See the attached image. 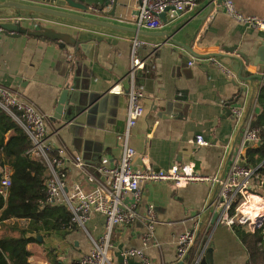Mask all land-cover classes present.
Wrapping results in <instances>:
<instances>
[{"label": "crops", "instance_id": "obj_1", "mask_svg": "<svg viewBox=\"0 0 264 264\" xmlns=\"http://www.w3.org/2000/svg\"><path fill=\"white\" fill-rule=\"evenodd\" d=\"M73 1L90 10L99 7L101 13L90 11L94 16L106 18L112 11V6L104 5L105 0ZM216 1L210 14L206 13L208 0H198L193 11L179 17L168 13L161 31L180 22L184 26L173 36L179 43L191 46L199 55L221 53L237 57L243 60L244 70L261 74L254 62L264 41V30L234 21L225 13L224 3L219 5ZM233 1L244 16L264 19V0ZM119 3L126 7L118 6L116 17L126 25L135 26L140 1L119 0ZM4 20L0 18V23ZM21 25L35 32L51 29L79 43L61 49L62 41L45 36L0 34V84L19 93L49 117V142L56 153L52 157L59 155L65 162L69 182L85 177L75 167V157H81L94 175L105 161L109 166L120 163L121 138L127 131L133 83L145 94L141 100L144 115L130 130L129 137L137 152L135 168L168 170L176 166L209 177L227 173L244 127L239 128L240 122L237 123L231 109L240 108L243 115L246 111L257 115L263 81H254V92L236 74L228 78L213 59L196 58L186 48L174 44L159 45L131 35L34 19ZM134 60H138L139 70L132 80ZM68 86L74 93V102L81 106V115L71 122L65 121L67 113L62 120L54 118L61 93ZM197 136H202L208 144L197 146ZM142 192L139 212L145 213L147 206L152 205L158 221L159 247L152 245L145 250L153 264H178L177 240L196 224L198 231L210 232L207 243L214 249V264L248 263L247 250L236 233L219 216L212 223L217 215L213 210L216 186L191 184L178 189L173 184L158 183L143 185ZM8 224L11 226L13 222ZM27 224V221L16 223L20 227ZM86 228L92 237L99 238L104 230V217L93 216ZM142 232V225L115 230L113 264L122 263L125 249L142 247ZM63 235L53 234L44 238L43 243L42 239L39 244H31L29 263L50 264L46 253L53 249L62 264H78L92 250L84 230L78 228ZM132 264L141 262L134 258Z\"/></svg>", "mask_w": 264, "mask_h": 264}, {"label": "built area", "instance_id": "obj_2", "mask_svg": "<svg viewBox=\"0 0 264 264\" xmlns=\"http://www.w3.org/2000/svg\"><path fill=\"white\" fill-rule=\"evenodd\" d=\"M198 0H141L139 15L134 25L148 31L159 30L163 27L161 14L167 9L172 14H185L193 11ZM225 13L234 21L243 23L258 30H264V19L244 16L233 0H225ZM91 11L101 13L99 7H92ZM27 18H6L4 21L22 23L31 21ZM121 20V19H120ZM4 30L0 28V34ZM215 64L228 78L235 74L218 60ZM138 60H134L131 69V78L136 77L139 68ZM193 62H190V66ZM138 66V67H137ZM139 70V69H138ZM145 94L132 84L129 97L127 131L121 138L123 152L120 163L109 166L106 161L101 164L98 174L89 172L85 161L75 157L73 163L81 176L69 182L65 162L58 155L52 157L53 145L49 142V117L42 113L33 103L23 98L19 93L0 84V109L19 123L27 133L31 148L27 154L33 159L44 161L50 177L46 182V202L53 206H63L72 214V223L84 230L91 241L92 250L83 255L78 264H113L111 252L115 248L113 233L117 229H136L142 225L140 236L142 247L128 248L122 253L121 264H132V259L138 258L141 264H153L145 250L156 244V227L158 225L155 209L148 205L145 213L139 212V205L143 200V185L169 183L176 188H185L191 184H208L218 186L213 210L219 215L220 221L231 228L234 225H243L249 231H264V160L256 166L247 162V152L250 148L260 147V129L254 127L255 113H251L243 127L242 139L237 152L232 157L227 173L209 177L195 171L187 172L174 166L168 170L137 169L134 161L136 150L130 144V130L144 115L141 100ZM232 115L239 123L243 117L240 108L233 107ZM197 146L208 143L202 136L195 138ZM0 195L7 199L12 186L11 171L8 167L0 169ZM253 198L258 199L257 207L250 208ZM95 215L104 217V230L99 238L92 237L87 231V224ZM253 217V219H252ZM255 221V222H254ZM199 226L183 233L177 240V263H185L190 250L197 242ZM208 243L199 251L193 264H200ZM48 264V263H44Z\"/></svg>", "mask_w": 264, "mask_h": 264}, {"label": "trees", "instance_id": "obj_3", "mask_svg": "<svg viewBox=\"0 0 264 264\" xmlns=\"http://www.w3.org/2000/svg\"><path fill=\"white\" fill-rule=\"evenodd\" d=\"M261 90L260 109L254 121V127L260 129L261 145L250 148L246 156L247 162L253 166L264 160V86ZM31 145L23 127L0 109V169L8 167L12 179L7 199L0 195V264H30L28 249L31 244H39L38 236L42 237L43 243L48 236H66L78 229L67 208L46 202L49 170L44 161L27 154ZM51 155L56 156V153ZM1 177L0 174V181ZM20 221H27V226H17ZM8 222L13 224L10 226ZM232 230L247 250V264H264V231L251 232L238 224ZM209 235V231L199 234L184 264H193ZM46 256L50 264H62L53 249L47 251Z\"/></svg>", "mask_w": 264, "mask_h": 264}, {"label": "water", "instance_id": "obj_4", "mask_svg": "<svg viewBox=\"0 0 264 264\" xmlns=\"http://www.w3.org/2000/svg\"><path fill=\"white\" fill-rule=\"evenodd\" d=\"M37 3H28L24 0H0V18H27L34 20H42L47 22H53L57 24L67 25L71 27H79L83 29H93L99 31L113 32L116 34L131 35L135 39L144 40L145 42L153 41L151 43H160L163 44H174L180 47L186 48L187 51L191 53L196 58L199 59H217L220 63L226 66L234 74L237 75L238 79L242 83H249L255 92V83L254 81H263L264 82V41L262 46L259 48L257 57L255 59L254 65L261 72V74L255 75L249 71L244 70V62L242 59H239L234 56H229L221 53H214L209 55H199L195 53L191 46H185L178 41H176L173 36L178 30H181L184 25L177 23L171 28H168L166 31H161L162 29L155 31H148L145 29L138 28L136 26H129L125 23L119 21L116 17V10L118 6L126 7L125 4L119 3V0H105L104 5L108 8L112 6V11L108 13V16L100 17L98 15L94 16L89 9L84 5H81L73 0H34ZM140 5H141V0ZM225 0H217L216 3L222 5ZM214 8V0H208L206 13L210 14ZM170 9H167L164 13L161 14V19L163 22H166L167 14ZM91 11V12H90ZM195 13V11L193 12ZM139 15V12L137 13ZM183 14H173V17H179ZM117 18V19H115ZM0 28L4 30L6 34L13 33L14 36H19L21 34L27 35H36V36H45L51 38L52 40L62 41L61 49H65L67 45H74L75 47L79 44L74 38L69 35H62L56 33L51 29H43V32H35L30 29H27L21 25V23H12V22H1ZM150 43V42H149ZM78 48V47H77ZM64 56V55H63ZM67 54H65V57ZM73 92L71 88L66 87L58 101L57 109L55 111V119L62 120L63 114L67 113L68 116L65 118V121L71 122L76 117H79L81 111V106H78L73 100ZM231 114V112H230ZM249 116V111H246L243 115L239 128H242L245 125V122ZM223 175H220L222 178ZM218 189V186H216ZM219 215H215L214 220L212 221L213 225L218 219ZM42 237L38 236V241L41 242ZM214 249L208 247L204 252L200 264H214L213 260ZM183 264V263H179Z\"/></svg>", "mask_w": 264, "mask_h": 264}, {"label": "bare ground", "instance_id": "obj_5", "mask_svg": "<svg viewBox=\"0 0 264 264\" xmlns=\"http://www.w3.org/2000/svg\"><path fill=\"white\" fill-rule=\"evenodd\" d=\"M258 199H256V198H253V200H252V202H251V205H250V208H255V207H257V203H258ZM252 219H253V217H252ZM255 222V221H254ZM200 232V231H199ZM199 232H198V234H199ZM201 233V232H200Z\"/></svg>", "mask_w": 264, "mask_h": 264}, {"label": "rangeland", "instance_id": "obj_6", "mask_svg": "<svg viewBox=\"0 0 264 264\" xmlns=\"http://www.w3.org/2000/svg\"><path fill=\"white\" fill-rule=\"evenodd\" d=\"M53 245H55V243Z\"/></svg>", "mask_w": 264, "mask_h": 264}]
</instances>
